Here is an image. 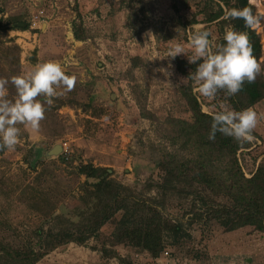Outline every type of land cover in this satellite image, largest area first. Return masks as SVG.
Returning <instances> with one entry per match:
<instances>
[{
	"label": "rangeland",
	"instance_id": "rangeland-1",
	"mask_svg": "<svg viewBox=\"0 0 264 264\" xmlns=\"http://www.w3.org/2000/svg\"><path fill=\"white\" fill-rule=\"evenodd\" d=\"M204 1L0 0V13L8 16L0 23V78L9 81L5 98H15L11 77L38 63L57 62L75 78L70 91L61 86L53 104H44V119L37 129L17 124L15 148L0 149L2 243L38 250L40 229L59 233L78 224L85 189L79 168L92 164L108 169L112 178L160 207L163 216L180 227L178 234L165 236L164 252L170 255L162 258L163 252L154 258L116 244L118 214L86 244L60 246L37 264H264V233L251 226L226 231L212 217L215 203L201 208L200 199L206 197L202 189L179 183L167 186L159 168L160 161L179 147L172 145L170 122L193 121L181 92L186 86H178L185 77L180 64L184 62L188 71L193 64L184 54L166 57L168 49L182 42L190 54V37L200 30L211 33L213 49L223 39L221 28L207 23L208 16L200 13ZM249 3L259 18L252 29L261 36L259 65L264 75V0ZM40 10H45L41 23L46 27L32 31L31 17ZM74 25L83 40L75 39ZM195 87L193 83L203 112L214 115L221 105L232 110L226 99L202 97ZM37 99L43 103V97ZM251 108L257 113L256 135L249 140L250 147L238 153L247 177L264 162V99ZM65 142L69 159L48 156ZM160 184L167 186L166 193Z\"/></svg>",
	"mask_w": 264,
	"mask_h": 264
},
{
	"label": "trees",
	"instance_id": "trees-1",
	"mask_svg": "<svg viewBox=\"0 0 264 264\" xmlns=\"http://www.w3.org/2000/svg\"><path fill=\"white\" fill-rule=\"evenodd\" d=\"M204 2L200 13L208 16L205 21L216 23L223 32L228 27L246 32L252 54L259 64L262 56L261 36L254 29L247 28L242 20L226 16L229 9L244 7L250 8L255 15V7L249 0ZM191 23L196 24L197 21L193 20ZM73 32L75 39L83 40L76 25L73 26ZM223 43L222 39L218 45ZM184 65V62L180 64L179 71L186 77L190 71ZM190 66L194 72L196 65ZM193 83L189 81L188 86L181 91L192 112L193 121L170 122L172 145L179 147L177 152L169 154L159 163V168L164 173V182L167 186L179 183L202 189L206 197L200 199L201 208L208 207L206 205L209 201L215 203V207L210 209L212 217L226 231L251 226L264 233V162L251 177H247L240 165L238 153L248 149L250 142H237L219 132L214 140L208 138L213 115L202 111L199 99L193 93ZM216 97L226 99L232 110L253 107L264 99L262 69L253 82L245 81L237 94L225 96L220 91ZM255 135L252 131V136ZM79 173L85 177V189L81 198L84 208L78 215V224L59 233H53L52 230L43 232L40 229L38 233L42 242L38 250L32 247L14 249L0 241V264H37L48 252L60 246L70 243L84 245L118 214L121 217L115 222V243L135 247L154 258L164 252L165 236L174 232L178 234L180 231L177 224L163 216L160 207L150 200L138 198L131 187L112 178L108 169L87 164L79 168ZM160 186L166 193L167 186ZM218 199H224L225 202L217 203Z\"/></svg>",
	"mask_w": 264,
	"mask_h": 264
},
{
	"label": "clouds",
	"instance_id": "clouds-1",
	"mask_svg": "<svg viewBox=\"0 0 264 264\" xmlns=\"http://www.w3.org/2000/svg\"><path fill=\"white\" fill-rule=\"evenodd\" d=\"M232 19H240L247 28L258 23V16L250 8H232L226 12ZM207 30L195 31L190 37L191 53H186L182 42L172 44L166 57L175 58L184 54L189 64L196 65L195 71L181 77L178 86L194 82V91L205 98H213L220 91L233 96L241 91L245 81L251 83L260 71V65L252 54L247 33L232 27L225 29L222 45L215 49ZM167 76L165 69H160ZM75 78L69 76L62 66L54 61L38 63L25 74L11 77L15 98L6 99L7 79L0 78V149H14L18 143L17 124L37 129L44 119V104L51 106L53 98L61 93V86L70 91ZM37 97H43V103ZM257 124V113L252 108L228 110L223 105L212 116L208 138L214 140L216 133L232 137L237 142L252 139Z\"/></svg>",
	"mask_w": 264,
	"mask_h": 264
},
{
	"label": "built area",
	"instance_id": "built-area-1",
	"mask_svg": "<svg viewBox=\"0 0 264 264\" xmlns=\"http://www.w3.org/2000/svg\"><path fill=\"white\" fill-rule=\"evenodd\" d=\"M46 17V14H45V10H40L38 11L36 14H33L32 17H31V22H30V29L32 31H36L37 29L41 28V18H44ZM62 147V155L66 157V159H69V153H70V146L68 145V143H63L61 145ZM170 254L168 251H165L163 254H162V258H166L168 257ZM137 257H139L140 255L137 254L136 255Z\"/></svg>",
	"mask_w": 264,
	"mask_h": 264
},
{
	"label": "water",
	"instance_id": "water-1",
	"mask_svg": "<svg viewBox=\"0 0 264 264\" xmlns=\"http://www.w3.org/2000/svg\"><path fill=\"white\" fill-rule=\"evenodd\" d=\"M23 27H26L25 24H22ZM62 153L61 145H56L54 148L48 152V156H59Z\"/></svg>",
	"mask_w": 264,
	"mask_h": 264
},
{
	"label": "crops",
	"instance_id": "crops-1",
	"mask_svg": "<svg viewBox=\"0 0 264 264\" xmlns=\"http://www.w3.org/2000/svg\"><path fill=\"white\" fill-rule=\"evenodd\" d=\"M8 18V16H7V14L6 15H3L2 13H0V23H2L1 21H3L2 19H7ZM3 23H5V22H3ZM21 26H22V24H20ZM26 25V24H25ZM27 26V25H26ZM23 27V26H22ZM41 27H46V25L44 24V23H41ZM23 28H25V27H23Z\"/></svg>",
	"mask_w": 264,
	"mask_h": 264
}]
</instances>
